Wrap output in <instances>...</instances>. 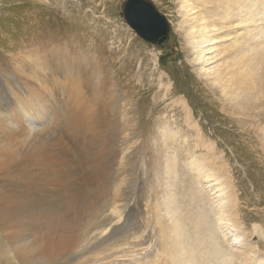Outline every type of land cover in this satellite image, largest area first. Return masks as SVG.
<instances>
[{
    "label": "bare ground",
    "instance_id": "1",
    "mask_svg": "<svg viewBox=\"0 0 264 264\" xmlns=\"http://www.w3.org/2000/svg\"><path fill=\"white\" fill-rule=\"evenodd\" d=\"M181 1L185 8V4L190 2ZM191 1H198L203 13L191 19L188 18L189 10L185 9L181 12L185 19L178 22L175 30L185 38L188 49L193 45L190 51L194 50L195 57L188 62L194 67L204 58L200 55L213 48L209 46L212 40L218 38L211 33L212 29L241 27L246 22L261 25L256 12L251 10L261 8L262 4L251 6L249 0ZM235 22L238 24L234 25ZM194 33H198L196 40L189 41ZM244 35L243 41L232 49L240 55L235 62L216 63L201 75L211 76L210 85H217L221 94L234 104L241 117L239 120L245 124L242 128L248 140V144L243 143L245 151L255 142L246 125L252 121L257 126L260 124V130L264 131V24L256 30L245 28ZM250 41L256 42L251 46L260 47L259 52L244 51ZM76 42H62L64 49L58 44L36 46L34 43L22 50H10L6 53L11 69L8 74L14 77L7 73L3 78L0 76V219L11 228V232L7 231L17 239V243L21 241L19 247L11 245L15 250L17 246L20 258H27V254L39 255L42 264H47L54 255L78 248L97 253V257L109 259L110 264L264 262V248L260 246H264V228L258 226L250 233L243 230L238 190L231 170L223 163L222 155L217 154L216 143L203 134L206 130L198 122V126L191 124L190 110L185 113V121L192 140L182 138L183 144L179 147L184 146L183 150L175 146L174 150L168 151L179 135L163 125L160 134L164 143H157V140L153 151L155 165L147 170L139 164L143 141H132L134 129H129L130 137L122 134L123 125L129 121L126 113L135 114V107L131 105L127 111H122V107L118 106L119 110L110 97L96 96L102 93V89L96 82L97 77L89 72L106 70L109 66L105 60H102L104 64L98 65L100 56L95 55L93 45ZM217 55L211 54L203 61H210ZM123 61L119 65L122 73L125 70ZM116 78L119 80L118 76ZM58 114L66 115L69 122H76V137L70 145L82 143L78 154L69 159L70 162H83L87 182L76 187L71 181L77 168L71 171L35 168L29 173V170L21 171L12 165L17 155L21 127L26 128L29 137L35 140L41 133L42 122ZM116 117L115 156H111L104 151L108 144L107 133L98 143L94 135L99 127L91 123L100 118L104 126L109 127L113 123L106 122ZM157 120L153 118L152 121L160 122ZM149 142L153 150L154 141ZM95 143H98L97 149ZM261 147L264 152V141ZM197 149L203 153L196 155ZM248 152L251 154V148ZM107 158L117 165L114 171L117 188L110 196L104 190L112 173L107 166ZM260 163L264 166L262 159ZM153 173L164 176L166 185L161 191L162 196H158L160 192L153 195L146 190L145 184L149 178L153 179ZM97 174L100 175V185L92 183L97 182ZM203 182H208V186ZM46 187L51 189L47 194L42 192ZM82 223L87 224L86 227L74 237L71 231L77 230ZM228 230L237 231L233 235L237 240L234 245L229 243ZM33 233H37L36 242L29 239ZM256 235L261 239L260 243L252 240ZM10 257L14 258L11 254ZM108 261L105 263L109 264Z\"/></svg>",
    "mask_w": 264,
    "mask_h": 264
},
{
    "label": "rangeland",
    "instance_id": "2",
    "mask_svg": "<svg viewBox=\"0 0 264 264\" xmlns=\"http://www.w3.org/2000/svg\"><path fill=\"white\" fill-rule=\"evenodd\" d=\"M123 1L0 0V76L3 78L4 74L6 75L11 71L6 54L10 50L17 51L20 48L22 50L34 43L36 46L49 43L54 44L53 46L58 44L62 48L64 41H77L76 43L81 45L90 43L94 46L95 55L100 56L98 65L104 64L102 60H105L109 66L106 70L97 69L89 72L97 77L96 82L102 89V93L96 94V96L98 98H101L102 95L110 97L117 108L118 106L122 107V111H127L131 105L135 107V114L126 113L129 124L123 125L125 132L123 131L122 134H129L130 137L131 131L129 129H134L135 137L132 141L137 140L141 143L143 141L144 146L139 164H143L147 170L152 169L155 165L153 151L157 140H159L157 143H164L160 134L163 125H167L171 132H177L176 134L180 137L174 140L175 145L173 142L172 147H168V151L174 150L175 146L179 150L180 148L183 150L184 146L179 147L183 144L182 138L192 140V136L187 130L189 127H186L185 121V113L190 110L191 124L198 126L196 123L198 122L206 130L203 134L207 139L216 143L217 154L222 155L223 163L231 170L234 185L238 190L243 230L250 233L252 230L258 229V226L264 228V166L260 163L261 159L264 163V152L261 147V142L264 141V131L260 130V124L257 126L252 121L246 125L252 132L253 135L251 133L250 135L255 142L250 147L252 155L248 152L250 148L244 151L243 143L248 144L247 134L243 133L242 129L245 124L239 120L241 117L236 112L234 104H231L229 99L221 94L216 88L217 85H210L209 77L211 76L201 75L207 73L208 68L216 63L235 62L239 58L240 55L232 52V49L236 48L240 41H243V37H246L244 35L245 28L256 30L264 24V0H249L251 6L262 4L261 8L251 10L256 12V17L260 19L261 25L254 26V24H247L246 22L241 27H216L217 29H212L211 33L217 35L218 38L212 40L213 42L209 45L213 47L212 49L200 55V57L204 55V58L196 62L195 67L188 62V59L192 60L195 57L192 52L194 50L190 51L193 45H189L188 49L184 43L185 38L178 34L175 29L178 22L185 19L181 16V12L185 9L189 10L188 18L191 19L199 13H203L202 5L198 1L192 2L190 0L188 4H185L187 6L185 8L181 6L183 5L181 0H148L166 19L168 27L167 48L149 43L136 34L122 16L121 4ZM237 24V22L234 23V25ZM227 32L229 33L226 34ZM197 34L194 33L189 41H195ZM252 42L256 43L250 41L244 51L259 52L260 47L251 46ZM226 47H228L227 51H223ZM197 50L198 48L195 49V51ZM215 53L218 55L214 59L207 62L203 61ZM98 57L95 58L98 59ZM122 61L125 65L123 73L119 70ZM90 65L94 66L91 63ZM8 75L11 78L14 77ZM116 76L119 77V80ZM166 89H169L167 93H165ZM117 108L114 110L116 111ZM185 109L187 110L184 111ZM157 116L160 122L157 120ZM66 117V115L58 114L42 122L41 133L35 139L37 141L29 137L26 128L21 127L20 140L15 153L17 155L14 158L15 163L12 165L21 168V171L29 170V173L35 168L48 169L53 167L68 171L77 168L78 171L72 174L71 184L76 187L87 182L83 162L80 160L69 161L72 155L78 154L82 143L76 142L70 145V142L76 137L77 128L76 122H69ZM153 118L158 122L152 121ZM116 119L117 117L106 122V124L113 123L109 127L104 126L100 118L91 123L99 127L94 135L95 141L98 143L102 135L107 133L108 144L104 151L111 156H115ZM252 124H255L254 127ZM124 137L126 138V136ZM148 141H154L153 150L151 148L152 143H147ZM98 143H95L96 149ZM40 144H42L40 149H34ZM202 151L197 149L196 155L203 153ZM164 153L163 157L165 156ZM107 166L112 173L104 190L110 196L116 192L115 189L117 188L118 180L114 178L117 165L112 159L107 158ZM152 177L153 179L149 178L145 184V187L147 185L146 190H149L153 195L156 191L160 192L158 196H162L166 185L164 176L153 173ZM95 180L97 182L92 183L100 185L99 174L95 176ZM205 183L207 184L205 186H208V182H203V185ZM50 190L46 187L42 192L47 194ZM82 224L77 227V230L75 228V231H71L74 237L80 234L87 225ZM10 229L2 220L0 221V264H42L39 255L27 254V258L26 256L20 258L21 254L18 255V251H16L19 250L17 246L15 250L11 245L16 244L19 247L21 241L19 244L17 243V239L9 234ZM232 230L226 232L230 238V245L237 242L233 236L237 231ZM4 231L9 235L6 236ZM37 238V233H33L29 239L36 242ZM79 238H75V240L79 241ZM262 239L264 240V235ZM252 240H257L260 243L261 239L256 235V237L253 236ZM6 243L7 246H5ZM8 246H10L9 249ZM260 246L264 248L262 244ZM8 250L14 258L10 257ZM95 254L97 253L72 248L67 253L54 255L47 264H106L105 261L109 260H104ZM108 263L112 262L108 261ZM260 264H264V262Z\"/></svg>",
    "mask_w": 264,
    "mask_h": 264
},
{
    "label": "water",
    "instance_id": "3",
    "mask_svg": "<svg viewBox=\"0 0 264 264\" xmlns=\"http://www.w3.org/2000/svg\"><path fill=\"white\" fill-rule=\"evenodd\" d=\"M121 12L126 23L142 39L167 48V22L148 0H124Z\"/></svg>",
    "mask_w": 264,
    "mask_h": 264
}]
</instances>
